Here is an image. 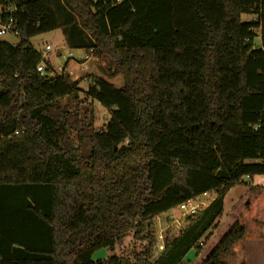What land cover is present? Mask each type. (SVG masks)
Wrapping results in <instances>:
<instances>
[{
	"label": "trees",
	"instance_id": "1",
	"mask_svg": "<svg viewBox=\"0 0 264 264\" xmlns=\"http://www.w3.org/2000/svg\"><path fill=\"white\" fill-rule=\"evenodd\" d=\"M7 7L18 41L0 39V264H246L245 243L264 240V187L218 219L232 187L264 175V0ZM56 29L97 60L85 92L29 43ZM211 193L153 256L154 218ZM130 233L145 241L132 258L92 259Z\"/></svg>",
	"mask_w": 264,
	"mask_h": 264
},
{
	"label": "rangeland",
	"instance_id": "2",
	"mask_svg": "<svg viewBox=\"0 0 264 264\" xmlns=\"http://www.w3.org/2000/svg\"><path fill=\"white\" fill-rule=\"evenodd\" d=\"M241 19L243 21H255L256 17L253 15H242ZM255 32L257 37L254 39L253 46L254 48H259L261 46L260 30L257 29ZM0 39L12 45L16 44L18 41L17 36L11 33L1 36ZM29 43L37 52L42 54L43 59L46 63L48 62L55 74L61 75L64 73L65 75H69L72 80L82 78L79 83V88L82 92L87 90L88 75H100L97 67V60L95 58H89L84 64L80 63L84 59L86 52L82 49H69L59 29L35 35L30 38ZM46 45L50 46L49 50L44 49ZM84 66L86 67L85 69L83 68ZM121 81V78L117 77L110 82L116 86H120L122 83ZM82 92H80V94H83ZM63 102H65V100H63ZM94 109V122L97 126H101L108 117L107 112L98 103H94ZM258 185L264 187V175L254 176L250 181L245 178L244 183L232 187L224 198L223 211L218 219L219 224L225 222L230 209L241 197H244L249 186ZM214 195V193H211L199 199L202 202L204 201V203H208ZM158 217V220H154L157 241L153 256H156L162 250V239L165 236H175L183 228L186 215H183L179 209H172ZM144 243V240L134 238L133 234L130 233L115 244L114 247L101 248L93 252L92 259L96 261L98 259H106L113 255L132 258L134 252L142 250ZM194 258V250H191L185 256V259L188 260H193ZM245 261L246 264H264V240H248L245 243Z\"/></svg>",
	"mask_w": 264,
	"mask_h": 264
},
{
	"label": "built area",
	"instance_id": "3",
	"mask_svg": "<svg viewBox=\"0 0 264 264\" xmlns=\"http://www.w3.org/2000/svg\"><path fill=\"white\" fill-rule=\"evenodd\" d=\"M15 12V8L13 7H7L5 8L4 10H0V37L7 34V33H11L15 36L18 35V31L15 29V19L13 18L12 14ZM7 14L8 17L5 19V20H2L1 19V15L2 14ZM45 50H49L50 49V46L49 45H46L44 47ZM89 58H93L92 55H85L84 56V59L80 62L82 64L85 63V61ZM44 64L43 63H40L38 66H37V71L39 73H43L44 72ZM84 69L86 68L85 66L83 67ZM53 75V73L51 74ZM211 200V199H210ZM209 202V201H208ZM207 203H204V201H200L199 198H196V199H193V200H187L186 202L182 203L180 206H179V210L182 212L183 215H192L194 214L197 210H199L202 206H205ZM159 217L156 216L154 218V220H158Z\"/></svg>",
	"mask_w": 264,
	"mask_h": 264
},
{
	"label": "water",
	"instance_id": "4",
	"mask_svg": "<svg viewBox=\"0 0 264 264\" xmlns=\"http://www.w3.org/2000/svg\"><path fill=\"white\" fill-rule=\"evenodd\" d=\"M253 49H251V51H252Z\"/></svg>",
	"mask_w": 264,
	"mask_h": 264
},
{
	"label": "crops",
	"instance_id": "5",
	"mask_svg": "<svg viewBox=\"0 0 264 264\" xmlns=\"http://www.w3.org/2000/svg\"><path fill=\"white\" fill-rule=\"evenodd\" d=\"M215 196V195H214ZM210 202V201H209Z\"/></svg>",
	"mask_w": 264,
	"mask_h": 264
}]
</instances>
